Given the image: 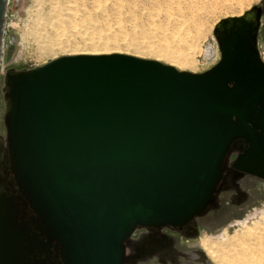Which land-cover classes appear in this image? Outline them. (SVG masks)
I'll list each match as a JSON object with an SVG mask.
<instances>
[{
    "label": "water",
    "instance_id": "1",
    "mask_svg": "<svg viewBox=\"0 0 264 264\" xmlns=\"http://www.w3.org/2000/svg\"><path fill=\"white\" fill-rule=\"evenodd\" d=\"M263 11L216 26L203 72L125 53L8 69L0 264H167L159 230L185 234L244 177L264 180Z\"/></svg>",
    "mask_w": 264,
    "mask_h": 264
},
{
    "label": "rangeland",
    "instance_id": "2",
    "mask_svg": "<svg viewBox=\"0 0 264 264\" xmlns=\"http://www.w3.org/2000/svg\"><path fill=\"white\" fill-rule=\"evenodd\" d=\"M83 1L87 5L82 6ZM70 2L9 0L0 66V139L6 138V101L2 89L4 75L10 68H33L84 48H107L122 49L148 59L160 58L159 61L181 70L203 72L220 60L221 52L216 60L206 59L203 53L207 46H219L214 32L216 26L223 19L244 15L254 8L264 9V0H199L196 7L201 9L204 21L202 36L197 39L183 36L176 22L164 17V12L156 4L150 3V11L144 10L136 15L135 12L130 13L127 5L120 10L124 15L118 16L111 7L92 8L90 0ZM74 4L78 5L77 10L73 9ZM182 5L186 8L185 3ZM259 49L260 53L264 52V11ZM240 187L239 190L223 194V197L230 194L233 200L225 197L222 209L219 212L211 211L210 217L202 221L200 233L182 240L179 244L181 253L211 246L212 242H208L206 236L219 237L225 229L230 234L240 231L243 225L238 221L245 220L256 208L264 209V180L253 178L251 182L241 183ZM229 204L236 209L230 210ZM252 243L249 242L250 246ZM203 252L205 256H198V259L204 264H218L205 249ZM181 253L178 254L182 256ZM168 261L167 264H174Z\"/></svg>",
    "mask_w": 264,
    "mask_h": 264
},
{
    "label": "bare ground",
    "instance_id": "3",
    "mask_svg": "<svg viewBox=\"0 0 264 264\" xmlns=\"http://www.w3.org/2000/svg\"><path fill=\"white\" fill-rule=\"evenodd\" d=\"M83 2L82 6L87 5L85 1ZM198 2L199 0H90L92 8L111 7L116 11L115 13L118 16L124 15L120 10L123 7H127V5L131 10L130 13L135 12L134 15H136L144 10L150 11L152 9L150 3L156 4L159 10L164 12V17L176 22L183 36H192L199 39L202 36L204 19L201 9L196 7ZM182 3H185L186 8H183L184 5H182ZM77 8H79L78 5L74 4L73 9L77 10ZM112 53L131 54L122 49L84 48L75 50L70 55H101ZM203 53L206 55V59H215L220 55V47L215 45L207 46ZM261 54L264 58V52L262 53L261 51ZM135 56L139 55L135 54ZM156 60H160V58H156ZM229 209L234 210L236 207H230ZM255 218H259V220H255ZM250 222H252V225H249ZM238 223L243 225V228L240 231H236L234 234H230L228 229H225L219 237L214 238L206 236L207 241L212 242V245L203 246V250L205 249L208 256L215 259L218 264H264V209L260 210L256 208L245 220L238 221ZM249 242H253V245L250 246ZM198 250L202 249L195 248L190 250L191 253L188 251L186 254L181 253L183 257L180 255L179 264H204L202 260L198 259V256L200 257L199 254H196ZM192 252H194L193 255ZM156 262L157 261H152L150 263L158 264Z\"/></svg>",
    "mask_w": 264,
    "mask_h": 264
},
{
    "label": "flooded vegetation",
    "instance_id": "4",
    "mask_svg": "<svg viewBox=\"0 0 264 264\" xmlns=\"http://www.w3.org/2000/svg\"><path fill=\"white\" fill-rule=\"evenodd\" d=\"M253 178H255V177L246 176V177H244V179L242 180L241 183L251 182V180ZM223 194H225V193H222L221 196H220V205L214 211L219 212L222 209V207L224 206L223 199L225 197H227L229 200H231L232 197L229 196L230 194L227 195V196L225 195L224 197H223ZM229 207L234 208V206L233 205L231 206V204H229ZM210 213L211 212H209L207 215H205L203 217H200L197 220V222H196V227L186 229V230H184V233L187 234V235H190V234H195V231H196L197 234H199L202 221L208 219L210 217L209 216ZM146 233H148V231L146 229H140V230L137 231V233L135 235V238H138V237H140V236H142V235H144ZM185 234H183L180 231H175V230H172V229L167 228V227L159 230V233H158L159 236L171 237L174 240L171 244H169V245L164 247L163 254L161 255L164 258H162V259H164V260L167 259V261H168V260L176 259V258L180 257V254H178V253H181V250L179 249V244L182 243L183 239L193 238V237H187V236H185Z\"/></svg>",
    "mask_w": 264,
    "mask_h": 264
},
{
    "label": "built area",
    "instance_id": "5",
    "mask_svg": "<svg viewBox=\"0 0 264 264\" xmlns=\"http://www.w3.org/2000/svg\"><path fill=\"white\" fill-rule=\"evenodd\" d=\"M219 58H221V55H220V57Z\"/></svg>",
    "mask_w": 264,
    "mask_h": 264
}]
</instances>
